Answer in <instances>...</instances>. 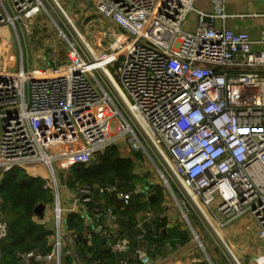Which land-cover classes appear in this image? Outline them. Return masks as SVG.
<instances>
[{"label":"built area","instance_id":"2783aa9c","mask_svg":"<svg viewBox=\"0 0 264 264\" xmlns=\"http://www.w3.org/2000/svg\"><path fill=\"white\" fill-rule=\"evenodd\" d=\"M224 1L209 0L208 9L194 8V0H93L99 20L119 29L93 32L96 43L113 37L103 49L74 30L61 0H0V34L27 33L43 16L67 46V60L49 67L24 68L22 53L17 67L0 64V181L18 167L51 193L50 249L20 259L64 264L65 242L76 237L64 235V215L74 212L92 228L88 243L98 233L117 264H161L162 248L188 245L149 239L148 225L163 219L165 228L173 218L185 223L205 254L199 227L230 264L239 261L217 227L248 215L264 241V49L252 47L264 44V29L254 41L226 27ZM190 10L196 25L187 32L181 26ZM112 146L134 163L132 188L116 179L82 182L64 203L57 166L67 172L94 158L95 167ZM155 186L163 211L143 208L125 228L132 197L148 200ZM7 233L0 217V241Z\"/></svg>","mask_w":264,"mask_h":264},{"label":"crops","instance_id":"0c3cea01","mask_svg":"<svg viewBox=\"0 0 264 264\" xmlns=\"http://www.w3.org/2000/svg\"><path fill=\"white\" fill-rule=\"evenodd\" d=\"M233 3H228L226 0L224 1V12L227 14L225 19L226 27L234 30L240 31L245 30L250 34L252 40L257 41L260 37V31L264 29V11H257L254 9L253 1L252 0H232ZM64 2V1H63ZM82 3V0H66L65 6L61 1L62 6L64 7V12L67 15L68 19L74 30L78 31L80 36L88 43L90 47H98L107 49L108 44L113 41L112 36H108L102 42L96 43L93 40L87 38V36H92L93 32L97 30L99 27L108 28L111 32L115 33L119 31V29L110 22L106 20H99V16L96 13L93 7V0H85ZM79 9L78 14H76V10ZM209 9V7H208ZM76 17L81 19L78 24H75ZM100 23V24H99ZM221 21L216 19L215 25L218 27ZM11 31L10 29L5 30V34H0V64L4 59V63L9 61V64L12 66L16 63L15 54L11 52L10 43L5 42L3 38H11ZM23 35V33H22ZM93 37V36H92ZM24 41V48L20 46V40H17V46L19 48V55L22 53L23 60L26 65L28 64V49L36 50V53L39 55L43 54L41 50H37L34 48L32 42H27L25 40V36H23ZM12 41V40H11ZM59 41V42H58ZM22 44V41H21ZM253 49L259 50L264 49V44L254 42L252 45ZM41 53V54H40ZM53 54V55H52ZM42 60L45 62L44 65L51 66L54 62H64L67 60V46L65 42L60 39L57 40L56 43L50 44L49 48H47V52L44 53L42 56ZM119 158V156H117ZM121 158V157H120ZM81 165V164H77ZM134 163L131 161V172L133 169ZM73 166V165H72ZM70 166L67 172L61 168L56 170L58 179L60 183H65L67 185L66 190L62 189V201L66 203L73 193V189L75 186L82 182H87L82 179H76L74 182H69L68 177L70 174ZM83 166V165H82ZM90 167H93L89 165ZM85 167V166H84ZM26 172V171H25ZM40 172L43 174L44 171L40 169ZM27 173V172H26ZM31 177H38L42 180L40 176H33L27 173ZM96 181V180H94ZM87 182V183H93ZM135 181V176L132 182L126 181L125 186H123L122 190H129L132 188L133 183ZM105 182L102 180L98 181ZM43 183V180H42ZM128 184V185H127ZM42 186V185H41ZM119 186V185H118ZM43 189V188H42ZM44 190V189H43ZM152 190L155 191L154 199L148 200H141L139 198V202L147 201L148 205L146 207H139L137 210H127L124 212V216L128 221L124 225L125 228H129L132 222L135 220L136 213L139 212L141 209H145L150 207L152 210L156 212H162L163 208L160 206L162 200V193L160 188L155 186ZM49 194V201H47L44 205L43 216H37L34 213L33 220L36 221L38 224L49 228L51 230V193L45 190ZM134 197V196H133ZM109 202H112V199H109ZM2 215L0 214V217ZM165 219H163L164 222ZM160 222L155 221L151 224H156V233H153L152 230L149 229V239L152 242H156L157 244L164 246L165 244H176V243H183L190 241L189 233L182 227V224L177 222L176 218L172 219V222L169 224L167 228L161 225H158ZM124 228V229H125ZM200 232L203 235V238L207 239L204 244L206 248V252L199 253V251L193 250H185L184 253L173 255V252L167 248L160 251V260L161 264H230L227 258L213 245L211 242L210 237L198 227ZM92 230L90 226H86L85 223L82 222L80 217L74 213H69L64 215V222H63V231L64 235L75 234L76 237L70 239L69 241L65 242L64 245V264H117V256L111 253L107 248L104 246L103 240L98 233H93L92 235V242L90 245L88 240L86 239V235L88 231ZM133 233L135 230H131ZM181 232L183 236L178 235L176 232ZM217 232L219 236L223 240H227L231 243V251L234 257L239 261V264H260L259 260H261L264 264V241L259 239L258 237V226L254 222V220L248 216H242L237 220L231 222L228 225L223 227H217ZM52 236V231L50 238ZM197 250V249H196ZM19 264H30L32 262L22 260L18 256ZM0 264H5L0 259ZM133 264H136L135 262Z\"/></svg>","mask_w":264,"mask_h":264},{"label":"trees","instance_id":"16d2710c","mask_svg":"<svg viewBox=\"0 0 264 264\" xmlns=\"http://www.w3.org/2000/svg\"><path fill=\"white\" fill-rule=\"evenodd\" d=\"M117 155V148L112 146L99 155V163L95 167L73 165L69 171V182L76 179L111 182L116 179L119 188H122L126 181H133L134 175L130 169L131 160L118 158ZM41 185L40 178L31 177L18 167L5 173L0 181V214L8 229L7 236L0 241V259L5 264H19L18 255L21 253H44L50 249L51 230L33 220L34 207L39 203L45 205L49 201V194ZM139 201V196L132 197L127 210L133 211L148 205L147 201ZM158 225L163 226V222ZM176 233L183 236L181 232Z\"/></svg>","mask_w":264,"mask_h":264},{"label":"rangeland","instance_id":"374dc122","mask_svg":"<svg viewBox=\"0 0 264 264\" xmlns=\"http://www.w3.org/2000/svg\"><path fill=\"white\" fill-rule=\"evenodd\" d=\"M62 3L65 6V1L66 0H61ZM64 1V2H63ZM85 0H82V3H86L84 2ZM253 1V5H254V9L257 11H264V0H252ZM226 2L228 3H233L232 0H226ZM193 7L194 8H208L210 7L209 5V0H194L193 2ZM80 13L79 9L76 10V14ZM81 19H78L76 17L75 20V24L77 25L78 22H80ZM195 25H196V16H195V12L194 11H189L186 16L185 19L182 23V30L187 31V32H192L195 29ZM30 27L27 28V33H23V35L21 34V32H17V34L15 35L11 30V38L12 39H6L3 38V40H5V42L10 43V47H11V52L13 54H15L16 57V67L17 65V61L19 59V44L17 46V40H20V46L21 48H24V41H23V36H25V40L27 42H32V44L34 45V48H37V50H41V52L43 53L44 51L47 52V48H49L50 44L56 43L57 40L59 39L58 35H57V30L54 26L53 23H51L50 18L48 17H37L34 21L33 24L29 25ZM88 39H90L91 41L93 40L92 36H87ZM12 40V41H11ZM22 41V44H21ZM59 42V41H58ZM44 52V53H45ZM41 54L42 56L44 55ZM41 55H39L38 53H36V50L34 49V51L32 49H28V64L26 65V60L24 63V68H26V66H42L44 65V61L42 60ZM111 72L113 73V76L115 77L116 80H118V75H117V71H116V64L113 65V67L110 68ZM111 129H113L114 127V121L111 122L110 124ZM60 165V166H59ZM57 166V169L59 168V170L61 171L62 168V163H60ZM98 180L94 181V183L98 182ZM182 227L189 233V243L188 245L184 246L183 248L177 249L173 251V255H177V254H181L184 253L185 250H193V251H199V253L201 254L200 250L196 247L195 241L192 240L191 234L189 232V229L187 227V225L185 223L182 224ZM202 234V233H201ZM203 238V235H202ZM203 240H205L206 243H208L204 236ZM204 242V241H203ZM197 249V250H196Z\"/></svg>","mask_w":264,"mask_h":264},{"label":"water","instance_id":"95a60500","mask_svg":"<svg viewBox=\"0 0 264 264\" xmlns=\"http://www.w3.org/2000/svg\"><path fill=\"white\" fill-rule=\"evenodd\" d=\"M95 163V159L92 158L90 161H89V165L93 166ZM150 199H154L155 198V195L154 194H151L149 196ZM43 211H44V205L42 203H39L37 204L35 207H34V213L37 215V216H40L42 217L43 216ZM156 224H149V229L152 230L153 233H156Z\"/></svg>","mask_w":264,"mask_h":264}]
</instances>
